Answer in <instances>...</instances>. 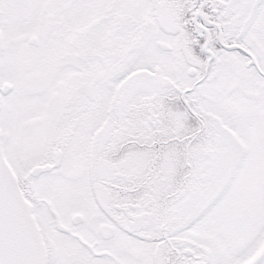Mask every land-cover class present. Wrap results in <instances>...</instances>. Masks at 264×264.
<instances>
[{
    "label": "snow or ice",
    "instance_id": "snow-or-ice-1",
    "mask_svg": "<svg viewBox=\"0 0 264 264\" xmlns=\"http://www.w3.org/2000/svg\"><path fill=\"white\" fill-rule=\"evenodd\" d=\"M0 264H264V0H0Z\"/></svg>",
    "mask_w": 264,
    "mask_h": 264
}]
</instances>
